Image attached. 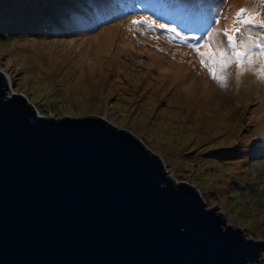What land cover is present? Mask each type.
Listing matches in <instances>:
<instances>
[{
	"label": "water",
	"instance_id": "water-1",
	"mask_svg": "<svg viewBox=\"0 0 264 264\" xmlns=\"http://www.w3.org/2000/svg\"><path fill=\"white\" fill-rule=\"evenodd\" d=\"M11 88L0 68V264H251L264 252L144 137L92 113L41 114Z\"/></svg>",
	"mask_w": 264,
	"mask_h": 264
},
{
	"label": "rangeland",
	"instance_id": "rangeland-1",
	"mask_svg": "<svg viewBox=\"0 0 264 264\" xmlns=\"http://www.w3.org/2000/svg\"><path fill=\"white\" fill-rule=\"evenodd\" d=\"M29 1L0 0V13ZM170 1L177 6L183 3V11L193 12L192 7L201 0ZM245 2L253 11L264 13L254 0H227L233 7ZM146 3L154 5L158 0ZM157 15L168 18L164 11ZM234 15L226 19L228 26L234 27ZM116 26L105 28H109L105 44L93 40L97 32L67 38L35 32L0 37V68L11 79V90L27 94L41 114L92 113L144 137L171 177L192 180L208 206L217 207L228 224L245 231L249 239L264 241V162L248 153L253 140L249 129L257 118L253 107L245 112L243 104L250 90L254 94L264 89L255 70L262 58H254L255 72L245 83L231 74V87L213 85L211 90L203 78L192 75L185 81L186 63L179 57L183 64L170 63L145 46L149 33L143 27L129 31ZM124 51L128 52L125 57ZM85 56L91 61L100 58L101 71L88 75L75 71V62ZM108 71L109 81L102 82ZM77 76L83 84L71 98L57 79L67 78L68 82ZM251 264H264V252Z\"/></svg>",
	"mask_w": 264,
	"mask_h": 264
},
{
	"label": "snow or ice",
	"instance_id": "snow-or-ice-1",
	"mask_svg": "<svg viewBox=\"0 0 264 264\" xmlns=\"http://www.w3.org/2000/svg\"><path fill=\"white\" fill-rule=\"evenodd\" d=\"M258 7L264 8V0H254ZM143 22L149 27L167 29L180 36L181 40L188 41V36L181 35L175 26L158 23L149 16L133 18V24ZM217 25L220 19L215 21ZM232 28H212L206 29V35L193 36L198 40L196 44H188V48L193 49L198 55L199 63L206 68L221 88L225 87V81L230 73L227 69L232 64L237 66L235 74L237 80L245 71H252L255 57H260L261 66L255 69L259 79L264 81V13L253 11L245 7L239 8L233 17ZM256 34H253V30ZM247 65V67H245Z\"/></svg>",
	"mask_w": 264,
	"mask_h": 264
},
{
	"label": "trees",
	"instance_id": "trees-1",
	"mask_svg": "<svg viewBox=\"0 0 264 264\" xmlns=\"http://www.w3.org/2000/svg\"><path fill=\"white\" fill-rule=\"evenodd\" d=\"M51 4H65L64 0H30L28 3L11 7L0 13V34L5 37L9 35H27L36 29L35 26H48L55 29L52 19L57 12L51 8ZM62 11V8H59ZM6 20V22H1ZM43 32L44 27L40 28Z\"/></svg>",
	"mask_w": 264,
	"mask_h": 264
},
{
	"label": "bare ground",
	"instance_id": "bare-ground-1",
	"mask_svg": "<svg viewBox=\"0 0 264 264\" xmlns=\"http://www.w3.org/2000/svg\"><path fill=\"white\" fill-rule=\"evenodd\" d=\"M109 11H110V9H108L107 13ZM108 33H109V28L102 30L94 36L93 40L99 44H105L107 41V38H108ZM69 49H70V47H69ZM78 54L79 53H76L75 56H77ZM101 67H102V62H101L100 58H96L95 61H91L89 59V57L85 56L82 58L81 62H80V60H77V62H75L74 70L79 71V72L83 73L84 75H88V74H90V72L95 71V70L101 71ZM130 69L136 70L135 68H130ZM109 74H110V72L108 71L106 74V77L101 78V81L102 82L105 81V83L107 81H109V79H108ZM9 80L11 81L10 78H9ZM47 80L49 82L53 81V79H50V77H47ZM57 82L61 85V87L65 88L66 92L69 95H72L71 98H75V96L77 95L78 91L81 89L82 84H83V81L81 80L80 76L73 77V79L68 81V82H67V78L62 77V78L57 79ZM102 82H100V84Z\"/></svg>",
	"mask_w": 264,
	"mask_h": 264
},
{
	"label": "clouds",
	"instance_id": "clouds-1",
	"mask_svg": "<svg viewBox=\"0 0 264 264\" xmlns=\"http://www.w3.org/2000/svg\"><path fill=\"white\" fill-rule=\"evenodd\" d=\"M52 6H55V4H51ZM31 32H29L26 36H28ZM9 36H14V35H9ZM25 36V35H24ZM0 37L4 38L5 35L4 34H0ZM17 37V36H15ZM9 77V76H8Z\"/></svg>",
	"mask_w": 264,
	"mask_h": 264
}]
</instances>
